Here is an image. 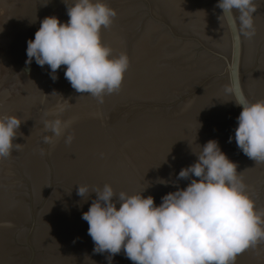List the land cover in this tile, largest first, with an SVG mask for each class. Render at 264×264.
I'll return each mask as SVG.
<instances>
[{
    "label": "water",
    "instance_id": "1",
    "mask_svg": "<svg viewBox=\"0 0 264 264\" xmlns=\"http://www.w3.org/2000/svg\"><path fill=\"white\" fill-rule=\"evenodd\" d=\"M102 2L117 13L101 29L102 43L115 56L126 54L129 67L120 89L101 104L71 87L65 66L54 81L47 65L26 64L40 22L56 16L66 23L74 0H0V117L24 121L13 141L19 150L0 159V264H133L123 251L111 259L93 251L82 214L95 193L85 200L78 186L107 184L128 195L145 188L142 195L159 205L195 178L177 179L209 140L237 165L264 220V163L237 147L242 107L226 92L238 87L250 102L264 100V0H255L251 39L218 0ZM58 105H67L58 118L71 125L45 144L52 134L44 122L56 118L45 113ZM235 264H264V241Z\"/></svg>",
    "mask_w": 264,
    "mask_h": 264
},
{
    "label": "clouds",
    "instance_id": "2",
    "mask_svg": "<svg viewBox=\"0 0 264 264\" xmlns=\"http://www.w3.org/2000/svg\"><path fill=\"white\" fill-rule=\"evenodd\" d=\"M217 7L229 20L238 22L245 38L255 35V0H218ZM67 15L66 23L56 16L40 22L34 39L27 42L26 64L35 60L40 67L47 65L54 81L57 70L65 66L71 87L102 104L105 95L120 89L129 67L126 54L113 55L101 40V29L110 27L117 13L102 0H74L71 7L67 5ZM226 92L242 107L234 135L237 147L255 163H264V100L250 102L238 87ZM66 108L58 105L45 113L56 118L45 120V131L52 135L44 136L43 143H54L70 127L71 121L58 118ZM23 122L16 116L0 117V159L19 150L20 144L13 141ZM72 139L69 135L65 142ZM232 139L230 136L229 142ZM200 149L197 161L181 169L177 177L199 179L169 192L159 205L151 195H142L145 188L128 195L115 193L107 184L93 190L78 186L77 195L85 200L95 193L88 211L82 214L94 242L93 251L107 252L109 259L123 251L133 264H235L239 254L264 241V220L254 210L237 165L216 140Z\"/></svg>",
    "mask_w": 264,
    "mask_h": 264
},
{
    "label": "snow or ice",
    "instance_id": "3",
    "mask_svg": "<svg viewBox=\"0 0 264 264\" xmlns=\"http://www.w3.org/2000/svg\"><path fill=\"white\" fill-rule=\"evenodd\" d=\"M242 254V253H241Z\"/></svg>",
    "mask_w": 264,
    "mask_h": 264
}]
</instances>
